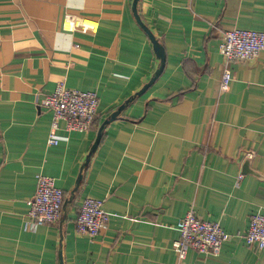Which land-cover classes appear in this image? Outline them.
<instances>
[{"label": "crops", "instance_id": "obj_1", "mask_svg": "<svg viewBox=\"0 0 264 264\" xmlns=\"http://www.w3.org/2000/svg\"><path fill=\"white\" fill-rule=\"evenodd\" d=\"M132 1L0 0V264H175L176 222L191 204L233 236L217 254L189 248L186 264H264V247L245 240L250 215L264 212V48L230 60L223 91L218 48L224 30L264 31V0H137L163 47L156 76ZM66 13L95 28H65ZM58 82L95 91L98 104L88 131L59 119L48 144L40 99ZM38 172L64 198L81 177L65 213L30 231ZM86 196L108 213L94 236L75 231Z\"/></svg>", "mask_w": 264, "mask_h": 264}, {"label": "built area", "instance_id": "obj_2", "mask_svg": "<svg viewBox=\"0 0 264 264\" xmlns=\"http://www.w3.org/2000/svg\"><path fill=\"white\" fill-rule=\"evenodd\" d=\"M63 25L67 29H94L95 25L86 24L83 17L66 13ZM222 55V69L219 81L221 91L226 90L231 79L229 62L233 59L253 57L264 48V31L246 28L224 30L218 44ZM40 104L51 110L50 130L46 139L48 144H56L59 136L55 133L59 119L64 120L66 131H88L96 114L98 97L93 90H80L67 87L58 82L54 89L40 99ZM252 152L247 153L248 157ZM242 174L238 173V178ZM33 197L28 201L29 207L24 214L23 229L34 230L43 223L55 222L61 213L64 193L55 185L54 178L41 172L35 175ZM101 198L86 196L81 201L75 217V231L88 236L97 235L107 221L108 213L102 206ZM178 236L171 243L175 254V264L184 262L189 248L198 253L217 254L224 241L232 238L218 222L200 218L191 204L187 211L177 220ZM245 240L257 249L264 247V212L250 215ZM202 264H207L203 262Z\"/></svg>", "mask_w": 264, "mask_h": 264}, {"label": "water", "instance_id": "obj_3", "mask_svg": "<svg viewBox=\"0 0 264 264\" xmlns=\"http://www.w3.org/2000/svg\"><path fill=\"white\" fill-rule=\"evenodd\" d=\"M136 3H137V0H133L132 1V11H133V14H134V17L136 19V21L139 23V25L145 30V32L147 33L148 37L150 38L151 40V43L153 45V49L156 53V56L159 58L160 60V64L157 68V70L155 71L154 75L156 76L157 73L161 70V67L163 65V61H164V52H163V47L160 45V43L158 42V40L155 38V36L153 35V33L148 29V27L145 26V24L141 21L139 15L137 14V10H136ZM116 112L117 111H113L109 114L108 118L104 119L102 121V123L99 125L98 127V130H97V133H96V137L94 139V142L92 143L91 147H90V150L89 152L87 153V155L85 156V159H84V162L82 164V166L87 162L91 152L93 151L94 147L96 146L99 138H100V134H101V130L104 126V124L111 120L112 118H114V116L116 115ZM80 174H78L77 178H76V181H75V184H74V187L73 189L70 191V195L66 198H64L63 200V203H62V207H61V212L62 214L65 213L66 211V208L68 207V205L70 204L72 198H73V192L77 189V186H78V183H79V180H80ZM61 260L59 259V264H61Z\"/></svg>", "mask_w": 264, "mask_h": 264}]
</instances>
